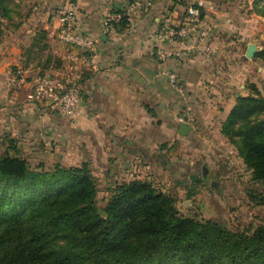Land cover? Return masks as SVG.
I'll return each mask as SVG.
<instances>
[{
  "label": "crops",
  "instance_id": "crops-1",
  "mask_svg": "<svg viewBox=\"0 0 264 264\" xmlns=\"http://www.w3.org/2000/svg\"><path fill=\"white\" fill-rule=\"evenodd\" d=\"M197 1L0 0V142L9 140L20 155L35 153L41 140L63 139L71 130L79 148L90 152L121 147L140 151V143L153 150L159 137L177 135L178 101L185 105L186 99L210 89L231 106L233 101L226 98L235 101L248 94L244 81L248 87L255 85L264 71L245 56L250 43L256 46L255 54L264 52V17L253 10V0H203L215 25L206 43L210 51L200 47L166 63L155 60L153 33L159 19L167 14L174 22L181 21L185 8ZM69 9L75 25L95 44L88 66L82 69V99L71 121L31 98L40 75L66 65L71 51L58 40L57 31ZM107 18L108 32L103 34ZM257 54L254 57L264 61V54ZM18 68L26 70L20 81ZM168 70L183 83V99L169 86ZM226 71L231 78L225 77ZM229 82L238 86L233 95Z\"/></svg>",
  "mask_w": 264,
  "mask_h": 264
},
{
  "label": "trees",
  "instance_id": "trees-1",
  "mask_svg": "<svg viewBox=\"0 0 264 264\" xmlns=\"http://www.w3.org/2000/svg\"><path fill=\"white\" fill-rule=\"evenodd\" d=\"M253 10L264 17V0H253ZM125 24L121 18V27ZM248 88L250 93L236 97L228 122L258 118L237 132L238 149L264 182V97L254 84ZM93 184L86 163L45 174L31 171L18 158H1L0 211L8 208L21 231L20 222L39 223L27 240L13 247L5 235L9 228L0 229V264H264V224L245 234L214 220L179 217L172 199L133 182L118 187L114 197L118 213L112 222L122 213L128 217V225L116 230L95 213ZM26 191L45 195L23 211L17 198L33 201ZM58 232H68L67 243L46 248L45 238Z\"/></svg>",
  "mask_w": 264,
  "mask_h": 264
},
{
  "label": "rangeland",
  "instance_id": "rangeland-1",
  "mask_svg": "<svg viewBox=\"0 0 264 264\" xmlns=\"http://www.w3.org/2000/svg\"><path fill=\"white\" fill-rule=\"evenodd\" d=\"M257 44L261 46L262 43ZM252 59L264 68L261 58ZM226 72L225 77L231 78V72ZM263 73L257 75L255 86L264 97ZM244 82L248 88V80ZM226 85L232 95L238 92L236 84L229 82ZM246 90L250 93L249 89ZM211 91L209 89L201 97L186 99L185 105L183 100L177 102V116L182 119L177 120V135L159 137L153 150L140 143V151L121 147L110 152H90L84 146L79 148L72 131L67 130L63 139L50 136L48 142L41 140L42 143L35 146V153L21 152L20 155L13 151L14 145L9 140L0 142V159L18 158L31 171L45 174L53 173L57 168H81L86 163L94 181L92 199L95 213L116 225V230L128 225V217L123 213L120 214L122 218L112 222L118 213L114 199L117 189L124 184L139 182L172 199L171 205L179 217L214 220L233 232L251 234L264 224V182L255 176L240 154L241 138L237 133L252 125L248 124L251 119L229 123V113L236 103L234 97L226 98V102L228 99L233 101L229 108L223 100L215 97L216 92ZM257 120L255 117L251 122ZM182 123L190 127L185 135L179 133ZM27 194L33 201L25 202L22 196L17 198L23 211L29 210L32 202L45 195L41 192L39 196L36 191ZM24 215L21 219H26ZM38 223L30 220L20 222L21 231L15 219L8 216V208L0 211V229L7 231L9 228L10 234L5 233L9 247L27 240ZM67 233L49 235L45 238V247L56 249L64 246Z\"/></svg>",
  "mask_w": 264,
  "mask_h": 264
},
{
  "label": "built area",
  "instance_id": "built-area-1",
  "mask_svg": "<svg viewBox=\"0 0 264 264\" xmlns=\"http://www.w3.org/2000/svg\"><path fill=\"white\" fill-rule=\"evenodd\" d=\"M206 6L203 0L188 5L182 20L178 22L167 14L162 15L153 33L152 51L156 61L166 63L179 59L200 47L204 52L210 51L206 43L215 25L206 15ZM208 7L211 8L210 5ZM108 22L107 18L103 34L108 32ZM57 38L71 51L66 57V65L40 75L33 85L31 98L39 107L69 119L74 116L82 99V69L88 66L95 44L91 35L75 25L71 9L61 17ZM25 74L23 68L16 70L19 81L24 79ZM165 76L171 89L183 99L184 87L178 76L170 70L165 72Z\"/></svg>",
  "mask_w": 264,
  "mask_h": 264
},
{
  "label": "water",
  "instance_id": "water-1",
  "mask_svg": "<svg viewBox=\"0 0 264 264\" xmlns=\"http://www.w3.org/2000/svg\"><path fill=\"white\" fill-rule=\"evenodd\" d=\"M255 52H256V46L254 43H250L248 46H247V49H246V53H245V56L246 58L248 59H252L255 55ZM190 130V127L185 125L184 123H182L180 126H179V133L182 134V135H185L189 132Z\"/></svg>",
  "mask_w": 264,
  "mask_h": 264
}]
</instances>
